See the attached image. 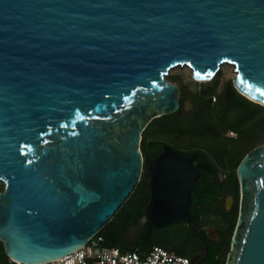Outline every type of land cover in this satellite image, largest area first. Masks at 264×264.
Here are the masks:
<instances>
[{
	"label": "water",
	"instance_id": "obj_1",
	"mask_svg": "<svg viewBox=\"0 0 264 264\" xmlns=\"http://www.w3.org/2000/svg\"><path fill=\"white\" fill-rule=\"evenodd\" d=\"M264 105V0H0V240L22 264L84 246L135 192L142 222L188 215L192 157L165 143L144 166L142 134L177 111L167 76L221 66ZM238 217L225 264H264V143L237 166Z\"/></svg>",
	"mask_w": 264,
	"mask_h": 264
},
{
	"label": "trees",
	"instance_id": "obj_2",
	"mask_svg": "<svg viewBox=\"0 0 264 264\" xmlns=\"http://www.w3.org/2000/svg\"><path fill=\"white\" fill-rule=\"evenodd\" d=\"M173 82L179 81L181 89L180 108L170 114L154 118L142 134L141 149L144 156V165L156 157L165 143L171 145L187 155L195 151L212 152L221 163L230 170V180L238 184L237 166L245 154L254 147L264 143V105L250 100L242 95L234 86L233 80L223 83L220 89L211 83L196 84L195 88H188L179 76H170ZM213 96L216 100L213 101ZM189 100L192 108L185 110L184 101ZM154 126V136L148 131ZM235 131L236 136L227 135ZM159 132L173 133L177 136V144L169 143ZM188 138V139H187ZM4 185L0 182V192ZM239 187H231V191L238 194ZM149 179L143 171L141 180L131 196L115 217L103 227L98 235L104 238L107 246H119L122 250L146 251L154 245L162 246L178 254L187 256L191 262L196 260L188 252L181 250L180 244L163 242L148 232V237L139 240L133 247L125 246L126 236L132 226L139 225L141 218L146 214V205L149 201ZM238 198V195H237ZM239 204L236 205L228 222L227 246L221 257L208 252L199 264H225L231 247V238L238 217ZM149 228H155L149 222ZM142 236V235H141ZM144 238V237H143ZM0 264H17L6 254L3 242L0 240Z\"/></svg>",
	"mask_w": 264,
	"mask_h": 264
},
{
	"label": "flooded vegetation",
	"instance_id": "obj_3",
	"mask_svg": "<svg viewBox=\"0 0 264 264\" xmlns=\"http://www.w3.org/2000/svg\"><path fill=\"white\" fill-rule=\"evenodd\" d=\"M189 156L199 174L191 190L188 215L164 227L154 226L153 229L149 228V220L141 221L129 229L125 246L133 247L156 228L168 231L179 227L184 241L180 243L181 250L197 256L191 264H199L208 252L222 256L228 240L227 225L240 198V193L237 198L231 187H240V184L229 181L230 170L212 152L195 151Z\"/></svg>",
	"mask_w": 264,
	"mask_h": 264
},
{
	"label": "built area",
	"instance_id": "obj_4",
	"mask_svg": "<svg viewBox=\"0 0 264 264\" xmlns=\"http://www.w3.org/2000/svg\"><path fill=\"white\" fill-rule=\"evenodd\" d=\"M47 264H191V259L158 245L144 252L124 251L105 245L104 238L97 234L78 250Z\"/></svg>",
	"mask_w": 264,
	"mask_h": 264
},
{
	"label": "rangeland",
	"instance_id": "obj_5",
	"mask_svg": "<svg viewBox=\"0 0 264 264\" xmlns=\"http://www.w3.org/2000/svg\"><path fill=\"white\" fill-rule=\"evenodd\" d=\"M179 76V79L188 86V88H195L196 84L198 85V87H200V83H211L212 85H216L218 89H220L223 85L224 82H226L229 79H233L234 75H235V71L234 68L230 65H223L221 66L220 70L217 72V74L215 75V77L209 81H195L192 77V72L188 67H177L172 69L169 74H168V78L170 76ZM179 81H175L176 84L179 85L178 83ZM216 97L213 96V101H215ZM184 105H185V110L186 111H190L192 108V105L190 103L189 100H185L184 101ZM156 132V131H155ZM154 126L150 127L148 134L150 137H153L154 134ZM163 136L165 137V139L171 143V144H177L180 142L178 141L177 136H175V134L173 133H163V132H159V136ZM227 135L231 136V137H235L236 136V132L234 131V134L228 132ZM188 139V138H187ZM236 195L239 196V192L238 194L235 192ZM240 197V196H239ZM179 227H174L173 229H169L168 231L162 230V229H158L156 228L153 232V234L158 237L159 239H161L163 242H169L171 244H180L181 242H184L181 235L182 232L178 229ZM183 236L185 237V235L183 234ZM187 238V237H186ZM188 239V238H187Z\"/></svg>",
	"mask_w": 264,
	"mask_h": 264
},
{
	"label": "bare ground",
	"instance_id": "obj_6",
	"mask_svg": "<svg viewBox=\"0 0 264 264\" xmlns=\"http://www.w3.org/2000/svg\"><path fill=\"white\" fill-rule=\"evenodd\" d=\"M19 264H22L20 261H18Z\"/></svg>",
	"mask_w": 264,
	"mask_h": 264
}]
</instances>
